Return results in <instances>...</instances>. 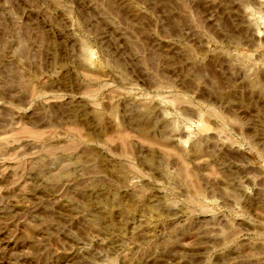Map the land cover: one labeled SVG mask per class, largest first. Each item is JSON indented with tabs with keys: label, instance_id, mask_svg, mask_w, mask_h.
I'll return each mask as SVG.
<instances>
[{
	"label": "rangeland",
	"instance_id": "1",
	"mask_svg": "<svg viewBox=\"0 0 264 264\" xmlns=\"http://www.w3.org/2000/svg\"><path fill=\"white\" fill-rule=\"evenodd\" d=\"M0 264H264V0H0Z\"/></svg>",
	"mask_w": 264,
	"mask_h": 264
},
{
	"label": "bare ground",
	"instance_id": "2",
	"mask_svg": "<svg viewBox=\"0 0 264 264\" xmlns=\"http://www.w3.org/2000/svg\"><path fill=\"white\" fill-rule=\"evenodd\" d=\"M146 125H147V124H146ZM148 161H149V163H150V164H152V163L154 164V162H153V159H152V158H150Z\"/></svg>",
	"mask_w": 264,
	"mask_h": 264
}]
</instances>
